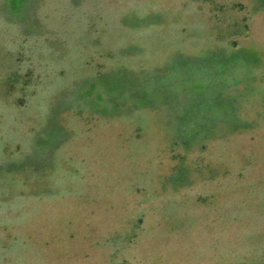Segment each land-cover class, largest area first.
<instances>
[{
    "label": "rangeland",
    "instance_id": "rangeland-1",
    "mask_svg": "<svg viewBox=\"0 0 264 264\" xmlns=\"http://www.w3.org/2000/svg\"><path fill=\"white\" fill-rule=\"evenodd\" d=\"M0 264H264V0H0Z\"/></svg>",
    "mask_w": 264,
    "mask_h": 264
}]
</instances>
